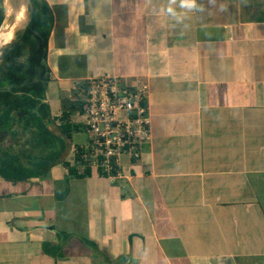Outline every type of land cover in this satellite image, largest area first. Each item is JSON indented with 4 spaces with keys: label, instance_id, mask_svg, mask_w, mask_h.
I'll return each instance as SVG.
<instances>
[{
    "label": "crops",
    "instance_id": "0c3cea01",
    "mask_svg": "<svg viewBox=\"0 0 264 264\" xmlns=\"http://www.w3.org/2000/svg\"><path fill=\"white\" fill-rule=\"evenodd\" d=\"M44 2L51 117L87 80L137 79L150 138L116 181L0 177V264H264V0H203L187 27L161 0Z\"/></svg>",
    "mask_w": 264,
    "mask_h": 264
},
{
    "label": "trees",
    "instance_id": "16d2710c",
    "mask_svg": "<svg viewBox=\"0 0 264 264\" xmlns=\"http://www.w3.org/2000/svg\"><path fill=\"white\" fill-rule=\"evenodd\" d=\"M28 2L26 24L16 31L0 57V177L16 183L43 177L52 166L61 164L70 176L81 178L90 174L89 169L78 174L65 158L71 134L81 131L70 117L84 104L85 83L62 100L60 117L52 118L46 102L50 82L46 52L52 14L44 0ZM5 6L9 13L6 2ZM20 14L18 23L22 22ZM3 20L0 5V25ZM22 139L23 145L16 149L15 144Z\"/></svg>",
    "mask_w": 264,
    "mask_h": 264
},
{
    "label": "built area",
    "instance_id": "2783aa9c",
    "mask_svg": "<svg viewBox=\"0 0 264 264\" xmlns=\"http://www.w3.org/2000/svg\"><path fill=\"white\" fill-rule=\"evenodd\" d=\"M84 83L85 101L75 116L87 141L73 148L71 166L81 174L89 169L100 177L119 180L122 158L138 160L150 138L147 85L113 77Z\"/></svg>",
    "mask_w": 264,
    "mask_h": 264
},
{
    "label": "clouds",
    "instance_id": "9594fccd",
    "mask_svg": "<svg viewBox=\"0 0 264 264\" xmlns=\"http://www.w3.org/2000/svg\"><path fill=\"white\" fill-rule=\"evenodd\" d=\"M217 0H207L208 6H215ZM221 12L227 11V8L221 5ZM207 11V7L203 0H161L159 7L153 9V13L158 16H164L174 22L175 25H184L187 27L185 21L188 19L189 14L192 13H204ZM3 25H0V33H4ZM14 38V33H13ZM10 41H6L0 37V57L4 54V49Z\"/></svg>",
    "mask_w": 264,
    "mask_h": 264
},
{
    "label": "rangeland",
    "instance_id": "374dc122",
    "mask_svg": "<svg viewBox=\"0 0 264 264\" xmlns=\"http://www.w3.org/2000/svg\"><path fill=\"white\" fill-rule=\"evenodd\" d=\"M8 1L12 5V9L9 13L6 12L5 0H0V5L3 7V11H4V20L1 23V25H3V29L7 31V28H11V27L15 28L17 26H19V29L23 28V26L27 22V19L30 13L27 2L25 0H8ZM21 8L23 9L22 11H21ZM19 13H21L20 15L22 16L21 23H18ZM71 140H72V143L74 144L73 146L74 148L75 144L85 143L87 141V137L84 134V132L81 130L79 132L72 133ZM23 142H24L23 139L19 140L17 144H15V148L20 149V147L23 145Z\"/></svg>",
    "mask_w": 264,
    "mask_h": 264
},
{
    "label": "bare ground",
    "instance_id": "6f19581e",
    "mask_svg": "<svg viewBox=\"0 0 264 264\" xmlns=\"http://www.w3.org/2000/svg\"><path fill=\"white\" fill-rule=\"evenodd\" d=\"M5 2L8 4V7H9V12L11 11V9H12V5L10 4V2L8 1V0H5ZM20 29H22V28H20ZM19 29V26H17V27H15V28H13V27H11V28H7V31L6 32H4V33H0V37H2L4 40H5V42L6 41H10L11 40V42L13 41V33L15 34L16 32V30L18 31V30H20ZM15 37V36H14ZM9 45V44H8ZM12 45V44H11Z\"/></svg>",
    "mask_w": 264,
    "mask_h": 264
},
{
    "label": "water",
    "instance_id": "95a60500",
    "mask_svg": "<svg viewBox=\"0 0 264 264\" xmlns=\"http://www.w3.org/2000/svg\"><path fill=\"white\" fill-rule=\"evenodd\" d=\"M26 2L29 3L28 0H26Z\"/></svg>",
    "mask_w": 264,
    "mask_h": 264
}]
</instances>
